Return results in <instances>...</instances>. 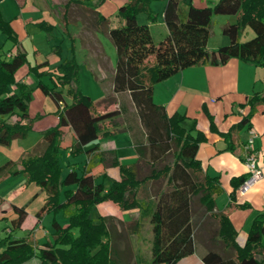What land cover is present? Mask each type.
Segmentation results:
<instances>
[{
  "label": "trees",
  "instance_id": "trees-1",
  "mask_svg": "<svg viewBox=\"0 0 264 264\" xmlns=\"http://www.w3.org/2000/svg\"><path fill=\"white\" fill-rule=\"evenodd\" d=\"M154 1L164 2L163 19L167 28L158 43L149 24L138 19L142 13L148 22L158 18L152 7ZM97 14L98 22L108 31L116 49L113 93L127 91L131 95L147 136V143L137 147L139 160L148 167L143 171V164H122L115 159L112 162L119 165L120 178L109 187L102 181L96 182L93 169L98 164L97 139L104 122H117L120 109H97L98 105L112 102L113 97L95 102L81 89L78 61L75 57L64 59L58 66L62 70L57 77L59 89L57 83L48 87L43 81L38 82L42 92L61 106L58 121L43 132L33 150L20 157L19 168L14 172H22L26 183L38 184L46 192L44 203L35 214L38 220L46 213L60 212L68 225L63 227L54 220L53 240L38 247L29 235L13 236L27 214L25 207L13 204L17 215L10 218L7 234L0 237V264H25L31 260L39 264H130L133 256L130 237L139 233L145 216H149L152 228V261L174 264L194 253L196 222L202 215L215 222L213 245L208 246L202 257L205 264H264V214L254 218L245 243L239 244L228 213L214 210V196L221 191V185L219 178L209 175L197 158L203 134L198 131L193 135L195 126L185 125V114L169 115L153 97L156 82L185 67L208 61L225 62L231 57L264 65V0H216L203 6L193 0H128L119 7L118 23L112 27L105 25L107 19ZM217 14H238V20L222 26L229 42L210 51V28ZM246 25L253 29L254 36L241 41ZM0 31L7 39L17 41L11 23L1 13ZM25 63L23 51L17 50L15 55L5 58L0 56V114L19 115L15 121L0 120V145H9L13 139L26 136L33 127L28 113L32 91L15 75ZM30 72L39 77L44 74L37 66L30 67ZM64 93L70 97L69 102ZM248 103L250 109L240 125L250 120L258 103H264V93H253ZM69 131L75 136L70 143ZM228 143L232 147L230 140ZM68 147L74 154H87L88 160L81 170L72 163L64 172L60 150ZM16 162L8 160L0 165V180L13 172L11 168ZM246 176L234 177V187ZM149 181L160 183L153 201L140 197ZM234 192L235 189L230 193L231 198ZM3 201L0 196V213L4 212ZM106 201H112L121 210L138 208L140 217L119 230L114 215L92 216L95 207ZM196 210H199L197 218ZM1 216L8 214L4 212ZM120 240L125 241L123 246L118 245Z\"/></svg>",
  "mask_w": 264,
  "mask_h": 264
},
{
  "label": "crops",
  "instance_id": "crops-1",
  "mask_svg": "<svg viewBox=\"0 0 264 264\" xmlns=\"http://www.w3.org/2000/svg\"><path fill=\"white\" fill-rule=\"evenodd\" d=\"M127 1L122 0L120 6ZM207 1L209 0H193L198 6L206 5ZM97 2L101 3L97 5L108 4V0H103V2L96 0ZM118 2L111 1L108 7L112 11L107 13L106 10L101 12L96 7L86 6L84 0H79V3L74 0L0 1V13L11 23L17 38L15 43L11 39H8L12 41V46L8 50V53H11L13 56L19 50L26 54V63L16 71V78L25 83L27 87L36 88L35 90L40 94L39 98L41 99H32L29 103L28 113L30 118L35 116L40 119L36 123V128L40 130L41 138L46 129L57 123L58 111L61 109V106H59L55 99H51L50 95L43 94L42 90L38 87V82L41 80L48 87H53L58 82L57 77L62 73L58 67L59 64L69 57L63 58L54 50L45 53L39 47L34 46L35 63H32L27 58L28 53L23 41L31 37L32 32H30L29 25L35 23L45 25L51 23L50 21L81 23L82 27L78 31V36L88 55L86 60L89 62V66L91 65L89 70L91 69L93 72L95 71V64L100 66V68H105L109 62L103 46L97 37V32L100 33L104 30L108 34V31L103 28L102 23L98 22L97 12L109 22L110 15L117 17V9L120 7L118 6L120 2ZM152 7L158 12V16L161 13L162 23L165 24L163 19L164 2L154 1L152 2ZM144 15L140 14L138 16L139 21L148 23L151 28L152 22H148ZM116 22L118 23V19ZM108 27H112V25L110 26L109 24ZM218 47H208V49L216 51ZM33 66H37L38 71H42L44 74L39 77L35 72H30V67ZM47 74L51 75V80ZM59 88L60 86L57 83V89ZM255 92L259 94L264 93V65L246 62L238 57H231L225 62L208 61L185 67L170 77L156 82L153 89L155 102L163 105L169 115L175 113L185 114L187 116L185 125L187 127L195 126V129L191 131L192 134L196 135L198 131L203 134V138L199 142L197 158L209 175L219 178L221 185V191L214 196V210L228 213L237 230V241L241 245L245 243L254 218L258 214H264V103H258L256 111L252 114L250 120L240 125L244 114L250 109L248 99ZM85 94L90 96L89 93ZM110 94H115L116 99L107 104H101L99 110L118 108L120 109V114L116 117V123H113L111 120L104 122V128L97 139L98 148L95 151V161H98V164L93 169V172L96 174V182L102 181L104 184L105 180H107L106 178H111L113 182L115 179L120 178L119 165L112 162L115 159L122 164H143V171L148 167L147 163L139 160L140 153L137 147L147 143V136L130 93L127 91L113 93L112 82L110 89L105 91L104 95L94 99V101L98 102ZM120 94H126L127 98L122 99ZM64 97L66 101H70V97L65 93ZM53 102L56 104L55 106ZM2 119L15 121L19 119V115L18 113L0 114V120ZM229 130L232 132L228 137L226 133ZM251 130L256 132L253 137V147L256 153V164L261 169L263 176L247 192L239 194V186L235 188L232 180L234 177L247 174L248 169L244 161V145L251 136ZM74 140L75 136L69 131L67 134L68 143ZM229 140L232 147H228L230 145L228 143ZM88 146L84 148L86 149ZM68 148L71 150L70 147ZM68 148L63 149L68 150ZM84 154V160L87 162V154ZM74 162L77 163L78 161H72L71 163ZM23 180L26 182L25 177H23ZM112 181L111 183L113 184ZM158 182L149 181L143 187V192L152 201L156 194L155 190L158 189V185L160 184ZM234 189V197L231 198L230 193ZM13 192L15 193L16 190H13ZM40 193L43 195V204L46 192L43 194V189H39L36 191V196ZM12 205V202L10 204L4 198L1 208L8 216L11 215ZM19 206L26 208V205ZM95 209L102 215H114L116 217V226L119 230L124 227L125 223L140 217L138 208L121 210L112 201L100 203ZM37 210L32 216L29 213L26 214L25 221L21 224L20 228L29 231L17 237L29 235L34 243L40 247L46 241L53 240V230H50L43 223L47 216L52 214V223L54 220H57L63 227L68 225V221L60 212L55 214L46 213L41 220H38L35 215ZM198 211L196 210L195 212V218L198 217ZM4 212H1L0 215ZM27 218H30V221L28 220V223L25 225ZM146 218H149V216L144 217V219ZM196 229V249L194 253L180 258L174 264H205L202 257L208 246L213 245L212 233L215 229V222L210 217L202 215L196 222ZM40 231H42V238L38 237ZM136 234L130 237L133 248L130 264H165L152 261L151 246L145 250L144 255L142 254L140 246L133 244L131 240ZM139 239L140 236L137 237V240ZM124 244L125 241H118L119 246H123ZM216 245L218 244L216 243Z\"/></svg>",
  "mask_w": 264,
  "mask_h": 264
},
{
  "label": "rangeland",
  "instance_id": "rangeland-1",
  "mask_svg": "<svg viewBox=\"0 0 264 264\" xmlns=\"http://www.w3.org/2000/svg\"><path fill=\"white\" fill-rule=\"evenodd\" d=\"M111 1H119V5L122 4V0H108V4ZM86 6L89 7H96L99 11L110 12L112 9L107 5H97L101 3H96V0H84ZM100 2H103L101 0ZM214 0H209L206 3L212 4ZM99 6H102L99 8ZM117 6V7H118ZM10 9V8H9ZM118 12V9H117ZM144 15V13H142ZM146 16V14L144 15ZM142 18V17H141ZM118 17L110 15L109 22H105V25H116ZM145 19V18H143ZM238 20V14H217L214 15L211 28H210V37L208 40V47L209 48H216L217 46L226 44L229 42V38L222 33V26L228 22H235ZM51 23L42 24V23H35L29 25L30 32H32L31 37L24 39V46L27 50V58L32 62L35 63V53H34V46L39 47L43 52L47 53L48 51H56L58 55H61L63 58L67 57H75L80 65V85L81 89L85 93H89L91 98L97 99L99 96L104 95L105 91L109 90L111 84L113 82V70L116 64L117 54L116 49L111 41L109 35L102 30V32H97V37L101 42L103 49L105 51L106 56L108 57V64L105 68H100V66L95 64V71L89 70V62L86 60L88 57L87 52L83 48L81 39L78 36V31L81 29V23L76 22H62V21H50ZM151 31L153 34L154 41L158 43L166 34L167 28L164 23H162V16L161 13L157 19L152 21L151 23ZM254 36L253 29L246 25L241 34V41L248 40ZM12 46V41L8 40L0 31V56L1 58H5L8 53V50ZM153 59V56H151ZM58 69V68H57ZM62 72V70H61ZM49 79L51 80V75L47 74ZM31 92V100L32 99H41L39 98L40 94L36 91V88L28 87ZM39 90V89H38ZM44 95H46L43 92ZM126 94H120L121 98H127ZM113 99H116L115 94H110ZM125 96V97H124ZM53 99V98H51ZM29 101V103L31 102ZM54 106L56 105L53 102ZM29 107V104H28ZM59 107V106H58ZM101 106L98 105L96 108L99 109ZM48 113V112H47ZM46 113V114H47ZM44 115V113H43ZM33 120V127L28 132V134L24 137H18L12 140L9 145H0V165L4 164L8 160L17 161L11 168L13 171L12 173L4 176L0 180V196L8 202H12L14 205H26V212L29 213L31 216L34 215L35 211L40 207L43 201V195L41 193L36 196V191L42 189L41 186L35 183H26L23 180L22 172L15 173L14 171L19 168L18 161L20 157L28 151L33 149L34 146L41 138L40 130H37L36 123L40 120L39 118L32 116ZM34 148V147H33ZM85 152L74 154L71 150L61 149L60 156L63 165L64 172H66L71 165L72 161H78L76 165L78 166L79 170H81L82 166L85 164ZM75 163V162H74ZM103 179V178H102ZM105 185L110 186L112 179L106 178ZM111 180V181H110ZM113 182V181H112ZM13 190L16 192L14 193ZM35 194V196H34ZM43 194H45L43 190ZM34 196V198H33ZM140 197L147 199L148 197L145 195L143 191L140 192ZM13 206V205H12ZM11 215L8 217H2L0 215V237L5 236L7 234V230L11 225L10 218L16 216L17 213L15 208L11 210ZM130 214V212H129ZM29 216V217H31ZM51 216H47L43 223L50 228V230H55V227L52 224ZM94 217H98V210L95 209L93 211ZM26 218V216H25ZM25 218L22 224L25 221ZM30 221V218H27L25 225ZM8 226V227H7ZM29 230L24 228H19L13 231V236H19L22 234H26ZM42 231L38 233V237H41ZM140 236V239L137 240V237ZM151 238H152V228L149 218L143 219V224L139 233L134 235L131 240L133 244H138L140 246L142 254H145V250L149 249L151 246ZM149 252V250H148ZM27 264H38L36 260H32V262H28Z\"/></svg>",
  "mask_w": 264,
  "mask_h": 264
},
{
  "label": "built area",
  "instance_id": "built-area-1",
  "mask_svg": "<svg viewBox=\"0 0 264 264\" xmlns=\"http://www.w3.org/2000/svg\"><path fill=\"white\" fill-rule=\"evenodd\" d=\"M7 56H12L11 53H7ZM256 134L255 131L251 130V136L245 142L244 149V161L247 166V176L238 187V193L244 194L247 192L258 180L263 176L261 169L256 164V153L253 147V137Z\"/></svg>",
  "mask_w": 264,
  "mask_h": 264
}]
</instances>
